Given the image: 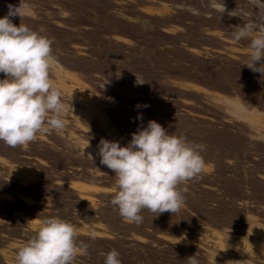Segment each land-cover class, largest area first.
I'll return each instance as SVG.
<instances>
[{"label": "rangeland", "instance_id": "374dc122", "mask_svg": "<svg viewBox=\"0 0 264 264\" xmlns=\"http://www.w3.org/2000/svg\"><path fill=\"white\" fill-rule=\"evenodd\" d=\"M27 2L31 14L11 19L54 40L50 75L66 130L16 148L0 141V203L17 205L14 215L0 206V264H15L50 216L89 245L74 264H105L113 249L121 264H187L193 255L199 264H264V76L243 65L250 40L233 39L258 9L224 0L237 16L220 17L213 0ZM19 3L0 0V18ZM150 120L203 145L205 167L179 185L180 212L144 209L137 226L110 203L116 177L97 146H126Z\"/></svg>", "mask_w": 264, "mask_h": 264}, {"label": "clouds", "instance_id": "9594fccd", "mask_svg": "<svg viewBox=\"0 0 264 264\" xmlns=\"http://www.w3.org/2000/svg\"><path fill=\"white\" fill-rule=\"evenodd\" d=\"M249 4L260 15L235 26L233 39L250 40L243 65L264 76V0H249ZM212 7L220 17L226 12L230 17L237 16L236 10H227L224 0H213ZM184 10L200 14L192 7ZM31 11L27 0H20L19 6L9 4L7 14L0 18V73L4 74L0 79V141L11 148L27 146L38 134L55 131L64 135L66 130L62 91L50 75L55 62L54 40L23 23L16 26L11 19H22ZM97 147L100 163L116 177L118 190L110 203L126 222L137 226L143 222L140 213L144 209L156 216L180 212L186 189L181 190L179 185L201 178L205 167L200 154L203 145L169 134L155 120L132 133L126 146L102 138ZM90 239H96L95 233ZM88 249L71 222L50 216L18 249L15 264H74L78 256L88 255ZM105 264H121L119 252L113 249L105 254ZM187 264L199 261L193 255L187 258Z\"/></svg>", "mask_w": 264, "mask_h": 264}, {"label": "trees", "instance_id": "16d2710c", "mask_svg": "<svg viewBox=\"0 0 264 264\" xmlns=\"http://www.w3.org/2000/svg\"><path fill=\"white\" fill-rule=\"evenodd\" d=\"M3 205H5V206H7L8 208H10V209H12V215H14L15 213H16V211H14L15 210V208H16V204L15 205H13V203H11V202H9V201H2L1 203H0V206H3ZM26 216H28V215H26ZM34 217V216H33Z\"/></svg>", "mask_w": 264, "mask_h": 264}]
</instances>
